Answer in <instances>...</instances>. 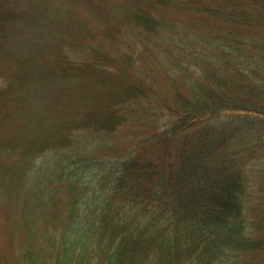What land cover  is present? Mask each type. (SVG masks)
Returning <instances> with one entry per match:
<instances>
[{"label":"trees","instance_id":"16d2710c","mask_svg":"<svg viewBox=\"0 0 264 264\" xmlns=\"http://www.w3.org/2000/svg\"><path fill=\"white\" fill-rule=\"evenodd\" d=\"M171 1L144 0L130 13L154 31L153 10ZM228 1L216 14L224 27L215 19L217 33L201 37L200 49L188 52L190 39L181 37L183 58L200 65L196 72L180 67L189 92L163 102L164 123L138 135L126 156L105 153L106 138L127 109L152 111L155 103L142 79L116 70L110 81L109 69L103 75L101 52L67 71L75 75L79 65L101 77L89 74L92 87L75 98L65 94L68 112L42 134L14 127L28 96L0 100V151L50 149L48 203L59 191L66 196L63 220L45 227L48 264H264V0ZM26 60L19 74H27ZM83 128L92 136L81 133L71 145V131ZM28 246L21 263L41 264Z\"/></svg>","mask_w":264,"mask_h":264},{"label":"rangeland","instance_id":"374dc122","mask_svg":"<svg viewBox=\"0 0 264 264\" xmlns=\"http://www.w3.org/2000/svg\"><path fill=\"white\" fill-rule=\"evenodd\" d=\"M143 1L0 0V100L13 102L20 95L29 97L24 111L14 117L17 123L14 127L22 129L26 136H36L42 134L43 127L51 126L54 119L63 118V110H69L65 94L75 98L89 83L92 87L93 78L101 77L96 71L79 68L81 64H90L97 51L101 52L103 75L109 69L111 73L105 75L110 81H117L119 73L142 79L155 103L152 111L145 105L127 109V120L106 138L109 147L104 152L126 156L127 149L136 147L138 135H148L162 125L163 102L177 91L189 92L185 83L187 70L180 67L188 65L196 72L200 66L185 60L184 54L200 49L201 37L217 33L215 28L219 25L215 19L224 27L216 14L222 13L224 7L230 8L232 3L172 0L153 10L158 25L156 30L149 31L136 24L130 13ZM202 7H208L212 13ZM124 16L128 19L130 16L131 20ZM103 30L110 36L103 35ZM181 37L190 39L189 51H183ZM211 49L214 50L211 54L217 55V48ZM58 57L63 58V63ZM23 59H27L26 75L18 72ZM77 63L78 73H67ZM23 85L27 86L20 88ZM81 133L92 136L87 128L72 130L71 145L77 146ZM49 150L32 154L17 148L0 151V264H22V254L28 245L39 252L41 264H48V258L43 259L48 247L45 227L63 220L67 205L64 191H59L48 203L47 188L51 182L47 183L45 178L50 168ZM49 156L57 160L53 152ZM259 198L255 197V202L261 204Z\"/></svg>","mask_w":264,"mask_h":264}]
</instances>
